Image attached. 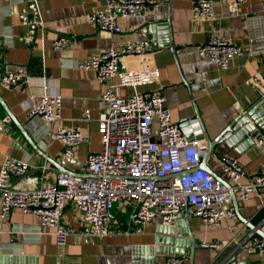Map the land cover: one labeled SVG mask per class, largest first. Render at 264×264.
<instances>
[{
	"label": "crops",
	"instance_id": "obj_1",
	"mask_svg": "<svg viewBox=\"0 0 264 264\" xmlns=\"http://www.w3.org/2000/svg\"><path fill=\"white\" fill-rule=\"evenodd\" d=\"M158 1L148 13L120 19L121 32L111 33L94 28L86 20L87 14L103 8V0H0V76L19 68L28 76L11 90L0 85V119L7 116L3 102L41 153L34 150L13 120L0 131V164L6 155L28 162L27 172L12 178L11 186L40 187L64 173V168L82 174L87 153L100 150L97 125L105 84L96 79L94 71L78 68L76 63L104 52L113 44L125 40L147 42L150 65L158 70L157 81L135 88L118 86V78H112L111 83L118 92L125 96L134 91L161 92L172 121L191 132L194 131V105L212 139L241 110L262 97L264 51L258 45L264 33V1L251 0L237 5L234 0H214V18L200 21H194L191 16L195 0ZM168 24L176 45L174 53L163 45L167 42L165 37L168 38ZM214 35L229 38L244 48V53L231 59L226 69L197 53V47ZM59 36L74 41L54 50L52 43ZM139 66L140 57L135 55H126L119 63L122 70ZM44 92L61 96L58 124L79 128L83 134V141L74 148L71 158L62 156V145L51 135L50 124L37 117H27V106ZM258 132L250 140L242 139L234 145L226 142L216 145L215 155L207 160L212 171L233 185L222 176L217 163V157L227 155L241 164L246 174L242 182L251 180L263 160L255 143ZM237 202V219L223 218L217 228H206L199 218L189 217L198 246L193 264H211L218 256L228 253L241 264H264L261 253L246 249L250 243L248 232L253 231L260 237L264 233V192H254L246 201L237 199ZM230 204L234 206L231 197ZM131 208L130 202L116 203L111 210L109 232L91 243L76 242L70 234L65 263L163 264V258L154 253L155 245L158 246L156 236H160L159 220L154 219L142 232L136 233L128 221ZM62 223L71 232L85 229L79 211L70 202L63 209ZM179 229V236L186 239L185 226ZM202 241H216L222 246L208 249L201 246ZM186 245L182 249L188 255ZM55 250L52 229L40 226L30 213L13 209L8 218L0 215V264H54ZM183 264L189 261L184 258Z\"/></svg>",
	"mask_w": 264,
	"mask_h": 264
},
{
	"label": "built area",
	"instance_id": "obj_2",
	"mask_svg": "<svg viewBox=\"0 0 264 264\" xmlns=\"http://www.w3.org/2000/svg\"><path fill=\"white\" fill-rule=\"evenodd\" d=\"M247 1L251 0H234L237 5ZM158 4V0H103V8L87 14L86 20L96 29L120 33V19L148 13ZM213 6L214 0H195L192 19L212 20ZM73 41L59 36L52 48L60 50ZM258 47L264 51V33L259 37ZM148 51L145 41L125 40L76 63L78 68L94 71L96 79L105 84L97 125L101 148L87 153L82 174L59 173L52 182L24 189L11 186V179L27 172V160L6 155L0 164V215L8 218L17 209L33 215L40 226L51 228L56 245L54 264H66L64 255L70 234L76 242L83 243L107 235L111 210L120 201L131 203L128 221L136 233L154 219L162 225L173 224L182 212L199 218L206 228H217L223 218L237 219L227 187L200 167V153L206 147L204 140L172 121L164 95L155 90L134 91L125 96L111 83L117 77L118 86L135 88L157 81L158 70L150 65ZM197 53L226 69L231 59L244 53V48L229 38L214 35L197 47ZM126 55L139 56L140 66L120 69V60ZM26 78V71L19 68L3 73L0 85L11 90ZM60 110L61 96L44 92L27 106V117H37L50 124L51 135L62 145V156L71 158L74 148L83 141V134L79 128L58 124ZM84 116L87 117L86 112ZM9 122L8 116L0 119V131ZM255 143L263 160L251 180L242 182L246 174L236 158L217 157L222 176L233 184L230 185L241 202L254 192H264V130L257 133ZM67 202L76 206L85 229L71 232L62 223ZM247 237L250 239L247 251L264 256V239L253 231ZM201 246L215 249L222 243L202 241ZM183 262L184 258L178 254L163 257V264Z\"/></svg>",
	"mask_w": 264,
	"mask_h": 264
},
{
	"label": "water",
	"instance_id": "obj_3",
	"mask_svg": "<svg viewBox=\"0 0 264 264\" xmlns=\"http://www.w3.org/2000/svg\"><path fill=\"white\" fill-rule=\"evenodd\" d=\"M169 21V19H167ZM168 38L165 37L166 43L163 44L164 46H167L173 53L176 50V45L174 43L172 30L170 28V25L168 24ZM164 37V36H163ZM164 40V39H163ZM182 80L184 83L187 84L185 79L182 77ZM261 98H258L255 102L250 104L249 106L245 107L243 110H241L237 116H235L227 126H225L214 138H210L208 136V133L202 123V120L199 116L198 110L194 105L195 113L192 118V126H194V132L198 135L199 138H202L206 144L205 149L200 153V167L207 170L216 180H218L221 184L227 187L232 203L234 204L235 212H238V202L235 195V192L230 185V183L225 180L223 177L217 175L212 171L210 166L208 165V158L212 155H215V146L226 142L228 145H234L237 142L242 141V139H251V136L254 132L262 131L264 130V94L261 95ZM2 102V101H1ZM2 105L4 106L7 116L9 117L10 121L13 120L15 123L16 120L10 110L6 108L4 103L2 102ZM186 121V119L182 120ZM197 124L198 127L197 128ZM17 125L22 130L23 134L29 141V143L32 145L34 150H36L37 153H40V150L38 149V146L30 139V137L26 134L25 130L22 128L20 124L17 123ZM234 133V134H233ZM231 138V139H230ZM230 139V140H229ZM229 140V141H228ZM65 174H72V175H79L76 174V172H72L70 170H67L64 168L63 171ZM237 214V213H236ZM190 216H187L184 214V212L181 213L180 217L174 221L173 224L170 225H160L157 228V232L160 234V236H156L157 245H155L154 253L160 258L165 257L166 255L171 254H178L182 256L183 258H186L189 261V264H193L194 262V254L195 250L198 248L196 244V238L192 233L191 227H190ZM181 219V220H180ZM185 226V230L183 233L187 238L183 239L179 236L178 233H180L179 226ZM164 234V236H162ZM178 235V236H177ZM261 237L264 239V233H261ZM160 243V244H158ZM186 246L189 248V254L185 255L184 250L182 249L183 246ZM161 245V246H160ZM213 263L211 264H241L239 262H236L235 258L231 253L225 254L222 257H217ZM214 259H212L210 262H212ZM209 263V262H208ZM244 264V263H243Z\"/></svg>",
	"mask_w": 264,
	"mask_h": 264
}]
</instances>
